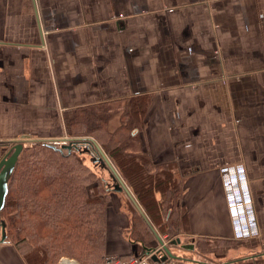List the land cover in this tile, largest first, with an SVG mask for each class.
Listing matches in <instances>:
<instances>
[{"label": "crops", "instance_id": "0c3cea01", "mask_svg": "<svg viewBox=\"0 0 264 264\" xmlns=\"http://www.w3.org/2000/svg\"><path fill=\"white\" fill-rule=\"evenodd\" d=\"M131 96L150 99L146 143L183 182L189 238L246 242L241 257L220 244L198 248L217 261L169 250L164 264H264V0H0V160L16 142L69 141L77 108ZM226 165L252 198L248 223L231 215ZM118 208L106 254L145 257L158 243L131 240ZM0 264L26 262L6 239Z\"/></svg>", "mask_w": 264, "mask_h": 264}, {"label": "trees", "instance_id": "16d2710c", "mask_svg": "<svg viewBox=\"0 0 264 264\" xmlns=\"http://www.w3.org/2000/svg\"><path fill=\"white\" fill-rule=\"evenodd\" d=\"M149 104L147 96H131L77 108L68 120L76 136L69 140L70 149L46 140H34L33 147L24 143L1 215L7 241L26 264H58L62 256L81 264L106 260V205L111 190H118L99 148L147 215L148 220L130 203L131 240L147 244L156 239L153 227L170 241L178 237L183 241V234L191 233L189 215L181 203L183 182L171 164L153 160L146 143ZM83 156L89 164L82 161ZM96 167L106 168L113 183ZM209 238L215 237L198 236L192 241L198 247L220 245L221 238H216L219 244H207Z\"/></svg>", "mask_w": 264, "mask_h": 264}, {"label": "rangeland", "instance_id": "374dc122", "mask_svg": "<svg viewBox=\"0 0 264 264\" xmlns=\"http://www.w3.org/2000/svg\"><path fill=\"white\" fill-rule=\"evenodd\" d=\"M71 126H72L71 124L66 123V125H65V128H66L65 129V131H66L65 137L66 136H68V137H74L75 136L74 133H73V129H72ZM80 130H83V132H84V129H80ZM74 132L78 133L79 131L77 129H75ZM96 132H97V130L93 131L92 133H96ZM54 140L56 141L57 139H54ZM32 142H34V141H26L25 143L28 146L33 147L34 143H32ZM49 142H52L53 143V141H49ZM61 144L62 143L55 144V145H57L58 147H60ZM66 144L69 145V141L66 142ZM83 158L84 159L81 158L83 162H85L87 164L90 163L89 158L87 156H83ZM96 168H97L96 171H98V173H101L103 176L107 177V179L109 180V182L113 183V179H112L109 171L106 168H103V167H96ZM111 191L112 192H110V196L108 197L109 199H108V202H107V205H106L107 206V210H106V212H107V218L109 216L110 223H112L113 221L115 222V221L118 220L117 216H120L119 212L117 211V209H119L118 207H121V209L124 208L126 210V212H128L129 215H130V217H131L132 216V213L129 210V207L131 205H130V202L128 200V194L124 190H121V191L111 190ZM243 223H248V221H243ZM243 226L245 227V225H243ZM162 236L160 238H162ZM183 236H184V238H183L184 239L183 240L184 243L194 242V241H192L193 238H189L190 237V234H183ZM163 237H166V239H169V237L166 236V235H164ZM209 239H210V241H208V242H206V240H204V241L207 244H212V243H218L219 244V241L217 242L216 241V238H209ZM194 240L196 241V239H194ZM220 241H221L220 242L221 245H223V246H229L228 248L235 247V248H238V249H243V251H239V253L237 255H235L236 257L237 256H239V257L243 256L245 254L244 252L247 251V249H245L241 245V243H246L243 240L240 241V240L224 239V240H220ZM149 243L150 244L158 243V246H156L155 248H158L162 244L161 241H160V239H157V238L156 239L155 238H151L149 240ZM214 246H218V245H213V246H209V247H206V248L210 249V248H212ZM167 247H168L169 250H171V252L173 254H175L176 256H178L180 259L182 258V260L189 261L190 263H193V262L196 263L195 261L197 259H199V258H201V259H208V260H212V261H217V259H218L217 256L214 253H209L208 254L206 252H203V253L200 252L198 250V248H200V247H198V244H195V247L193 249H187V248L181 247L180 245H170V244H168ZM203 248H205V247H203ZM251 248H253V247H251ZM161 249H162V252H163L164 249L163 248H161ZM211 252H213V251H211ZM109 256L106 254V260H107V258ZM63 257L72 258V257H69V256H62L59 259L58 264H61V260H62ZM72 259H74L75 261H77L78 264H81V262H79L77 259H75V258H72ZM120 259L123 260L124 262H131L132 260H134V259H128L127 257H122V256L120 257ZM150 259H152V258H150ZM105 261H104L103 264H105Z\"/></svg>", "mask_w": 264, "mask_h": 264}, {"label": "water", "instance_id": "95a60500", "mask_svg": "<svg viewBox=\"0 0 264 264\" xmlns=\"http://www.w3.org/2000/svg\"><path fill=\"white\" fill-rule=\"evenodd\" d=\"M71 139H69V140H71ZM49 144L52 146H56L52 142H49ZM23 146H24V144L22 142H16L11 147V149H10L11 151L9 153H7L6 155H4L2 157V159L0 160V242H4L7 239L6 221L2 218L1 213H2V210L5 206L6 198H7L8 192H9V181H10V178H11L13 172H14L18 157H19V155L23 149ZM61 147H65L67 149L71 148V146L67 145V144L62 145ZM99 149L103 155V164H107L110 167V169L112 170L113 174L115 175V177L117 179V183L115 184V188L118 191H121L123 189L127 190L125 183L121 180V177L119 176L116 168L111 163L110 159L107 157V155L104 153V151L101 148H99ZM140 211H141V209H140ZM141 213L143 214V212H141ZM144 217H145V215H144ZM147 220H148V218H147ZM160 237L161 236H159L161 243H164V240ZM170 244L171 245H181L183 248H187V249H193L195 247L194 242L184 243L180 237L171 240ZM164 250H165V253H164L165 255L162 258H159L158 255H156V256H154L153 259L154 260L159 259V260L166 261L170 257L171 253L169 252L167 245H165Z\"/></svg>", "mask_w": 264, "mask_h": 264}, {"label": "built area", "instance_id": "2783aa9c", "mask_svg": "<svg viewBox=\"0 0 264 264\" xmlns=\"http://www.w3.org/2000/svg\"><path fill=\"white\" fill-rule=\"evenodd\" d=\"M68 140H56L53 141L54 144L62 143L60 146L66 144ZM232 170V169H230ZM229 167L223 166L222 172L225 174H228V179L235 182L236 185L239 188V192L236 193L235 191H231L228 194L229 198H233L235 202H231L229 205L231 215L235 218L240 219V222L243 223V221H248V214H249V205L252 202V198L248 193L243 192L242 190V174L240 172V169H236L235 171H230ZM236 228L240 229L241 225L238 224ZM164 243L161 244L158 248H154L146 255L145 257H142L140 259H134L131 262H124L120 259L118 256H109L107 260L105 261V264H164L165 261L163 260H152L154 256L158 255L159 258H162L165 254V250L162 252V249H164L165 245H168L170 242V239H166V237L163 238ZM161 251V252H160ZM152 257V259H150ZM61 264H78L77 261H75L72 258L63 257L61 260Z\"/></svg>", "mask_w": 264, "mask_h": 264}]
</instances>
